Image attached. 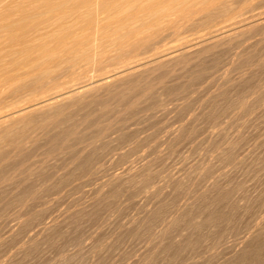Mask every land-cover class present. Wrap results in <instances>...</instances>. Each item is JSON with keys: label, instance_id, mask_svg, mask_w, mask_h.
<instances>
[{"label": "rangeland", "instance_id": "rangeland-1", "mask_svg": "<svg viewBox=\"0 0 264 264\" xmlns=\"http://www.w3.org/2000/svg\"><path fill=\"white\" fill-rule=\"evenodd\" d=\"M110 1L91 46L0 47V115L141 66L0 125V264H264V0ZM145 3L171 9L127 18ZM36 64L54 80L23 87Z\"/></svg>", "mask_w": 264, "mask_h": 264}, {"label": "bare ground", "instance_id": "bare-ground-1", "mask_svg": "<svg viewBox=\"0 0 264 264\" xmlns=\"http://www.w3.org/2000/svg\"><path fill=\"white\" fill-rule=\"evenodd\" d=\"M107 1V0H106ZM110 1V0H109ZM123 1V0H122ZM127 1V0H126ZM125 1V2H126ZM130 1V0H128ZM138 1V0H136ZM140 1V0H139ZM147 1V0H146ZM168 0H156L157 3H163V2H166ZM213 1H219V0H189V1H186V0H174L173 3H175V5L179 8L180 12L182 14H186V16L188 14H194L196 13L197 11H203L205 10L206 8H209L211 6V3ZM221 1V0H220ZM111 2V1H110ZM109 2V3H110ZM119 2V1H118ZM133 2V1H132ZM130 2V3H132ZM143 2V1H141ZM145 2V0H144ZM148 2V1H147ZM172 2V1H170ZM195 2H197L198 4H201L200 8L197 10L195 9ZM222 2V1H221ZM98 3H102V2H98ZM97 0H0V47H8V49L11 47H14L16 49V47L18 48V46H22L23 48H25V56L23 57L26 61L28 60V62L30 61L31 63V60H35V59H42V61L44 60L43 58H41L44 54L40 53L39 51V54H34L33 52L34 51H37V50H41L42 51V48H46V47H52V48H80V47H87V45H92L94 39L96 38V31H97V23L99 21L98 19V8L96 7L97 6ZM106 3V2H105ZM108 3V2H107ZM106 3V4H107ZM108 3V4H109ZM121 3V1H120ZM119 3V4H120ZM167 3V2H166ZM171 3V4H173ZM217 3V2H216ZM234 3V2H233ZM129 4V3H128ZM135 4V2L133 3ZM218 4V3H217ZM227 4V3H226ZM232 4V2H231ZM230 4V5H231ZM117 5V4H116ZM115 5V6H116ZM122 5V4H121ZM126 5V4H124ZM137 5V4H136ZM168 5V4H167ZM222 5H224V3H222ZM229 6V3L227 4ZM115 6L111 5V6H104V10H109L110 12H115ZM119 6V5H118ZM123 6V5H122ZM132 6V5H131ZM130 6V7H131ZM135 6V5H133ZM164 6V5H163ZM197 6V5H196ZM220 6L221 8V5H218ZM232 6V5H231ZM99 7H101V5L99 4ZM129 7V6H128ZM160 7H161V4H160ZM157 8L154 6L153 3H145L144 4H141V5H138L136 7H134L133 11L128 14L129 16H127V18H132V17H135L140 11H144V12H147L148 14H153L154 16H156L155 18V22H160L162 20H160L161 18L164 20L167 16V14L165 13V11L167 9H169L168 7H170L168 5V7L164 9H161V8ZM174 7V6H173ZM176 7V8H177ZM216 7V6H214ZM233 7H234V4H233ZM102 8V7H101ZM132 8V7H131ZM224 8H230V7H223ZM120 9V7H119ZM122 9V7H121ZM128 10V8H126ZM124 9V10H126ZM171 9V8H170ZM169 9V10H170ZM173 9V8H172ZM231 9V8H230ZM229 9V10H230ZM123 10V11H124ZM126 10V12H127ZM130 10V9H129ZM128 10V12H129ZM228 10V9H227ZM100 11V9H99ZM106 12V13H109ZM121 13H123L122 10H120ZM172 11V10H171ZM212 11V10H210ZM141 12V13H142ZM173 12V11H172ZM179 12V11H178ZM215 12V10H214ZM223 12V11H222ZM118 13V12H117ZM116 13V14H117ZM125 13V12H124ZM174 13V12H173ZM176 13V12H175ZM174 13V14H175ZM205 13V12H203ZM207 13H209V11H207ZM219 13L221 12H218L216 14V16L214 15V17L216 18ZM227 13V12H226ZM103 14V13H102ZM114 14V13H112ZM115 14V15H116ZM140 14V13H139ZM138 14V15H139ZM171 14V13H170ZM201 14V13H200ZM206 14V13H205ZM203 14V15H205ZM224 13H221V15H223ZM100 15V14H99ZM105 15V14H104ZM141 15V14H140ZM147 15V14H146ZM145 15V16H146ZM152 15V16H153ZM166 15V16H165ZM220 15V16H221ZM101 16V15H100ZM118 16V15H116ZM170 15H168L169 17ZM173 16V14H172ZM211 17L213 16V14L210 15ZM209 16V17H210ZM109 17V16H108ZM108 17L106 18L108 20ZM137 17V16H136ZM164 17V18H163ZM167 17V18H168ZM202 17V16H201ZM207 18H209L208 16H206ZM126 15H124L123 17H121L119 19V22H120V32H118L120 34L119 37H117V39L119 40V43L120 44H127V42H136V41H140L142 39H137L135 38L134 40H132L134 37L132 36H129L126 38V29L123 27V25L125 26V23H126ZM139 19V17H137ZM142 18V17H140ZM154 18V17H153ZM103 19V17H102ZM135 20H137L136 18H134ZM149 19V18H148ZM178 19V18H177ZM105 21V19H103ZM103 20H100L103 21ZM110 20V19H109ZM134 20V21H135ZM142 20V19H141ZM144 20V18H143ZM152 20V19H150ZM160 20V21H159ZM247 20V19H246ZM133 21V18L132 20ZM138 21L137 20V24H138ZM147 22V19L145 20ZM205 21V20H204ZM213 21V20H212ZM241 21V20H239ZM249 21V19H248ZM99 22V23H100ZM153 22V21H152ZM170 24H171V20L169 21ZM168 22V23H169ZM174 22V21H173ZM250 22V21H249ZM257 22V21H256ZM98 23V24H99ZM106 23V22H105ZM118 23V22H117ZM115 23V24H117ZM128 23V21H127ZM129 23L131 24L130 20H129ZM135 23V22H132V24ZM140 23V21H139ZM144 23V21L142 22ZM157 23V24H158ZM167 23V24H168ZM175 23V22H174ZM194 23V22H193ZM245 23V22H244ZM102 24V22H101ZM123 24V25H122ZM135 24V26L137 25ZM152 24H155L156 26V23H152ZM161 24V23H160ZM165 24V23H164ZM169 24V25H170ZM197 24V23H196ZM259 24V23H258ZM110 25V24H108ZM128 26V24H126ZM134 25V24H133ZM141 25V24H140ZM236 25V23H235ZM252 25V23H251ZM107 27V25H105ZM119 26V25H118ZM142 26V25H141ZM149 26V25H148ZM154 29V26L151 25ZM130 27V26H129ZM128 27V28H129ZM131 27H133L131 25ZM151 27V29H152ZM228 26H226L227 28ZM234 27V26H233ZM251 27V26H250ZM104 28V27H103ZM148 28V27H147ZM145 28V31L146 29ZM150 28V27H149ZM148 28V29H149ZM157 28H158V25H157ZM108 29V28H107ZM105 29V30H107ZM125 29V33H122L121 31ZM139 29V28H138ZM147 29V30H148ZM156 29V28H155ZM222 29V28H221ZM231 29V27H230ZM233 29V28H232ZM238 29V27H237ZM111 30V29H110ZM115 30H118V29H115ZM112 31V30H111ZM136 30H128V33L129 32H135ZM229 31V30H228ZM237 31V30H236ZM236 31H235V34H236ZM101 32V30L99 31ZM107 32H109L107 30ZM116 32V31H115ZM142 32V30H141ZM140 32V34H141ZM148 32V31H147ZM213 32V31H212ZM224 32V31H223ZM221 32V35H223ZM226 32V31H225ZM231 32V30L229 31ZM105 32H103L104 34ZM112 33V32H110ZM117 33V32H116ZM127 33V34H128ZM149 33V32H148ZM218 33V32H217ZM108 33H106L107 35ZM113 34H114V31H113ZM118 34V35H119ZM139 34V33H138ZM216 34V33H215ZM225 34V33H224ZM228 34V33H227ZM233 34V36L235 35ZM98 35V33H97ZM109 35V34H108ZM116 35V34H115ZM131 35V34H130ZM217 35V34H216ZM215 35V36H216ZM219 35V37L221 36ZM232 35V34H231ZM117 36V35H116ZM139 36V35H138ZM210 36V35H208ZM207 36V37H208ZM227 36V35H226ZM244 36V35H243ZM114 37V36H113ZM231 37V36H230ZM101 39L100 40H103L102 37H100ZM216 38V37H215ZM218 38V37H217ZM216 38V39H217ZM106 39V38H105ZM105 39H104V43H105ZM111 39H113L111 37ZM110 39V40H111ZM228 39V38H227ZM96 40V39H95ZM109 40V41H110ZM117 40V41H118ZM145 41H147L148 39L144 38ZM223 40V39H222ZM112 41V40H111ZM116 41V38L115 40ZM210 41V40H209ZM214 41V40H213ZM205 42V41H203ZM208 42V41H207ZM99 43V42H97ZM108 43V41H107ZM113 43V42H112ZM139 43V42H138ZM137 43V44H138ZM103 44V43H102ZM108 44H111L110 42ZM114 44V43H113ZM112 44V45H113ZM120 44H119V47H120ZM206 44V43H205ZM90 45V46H91ZM97 45V44H95ZM130 45V44H129ZM122 46V45H121ZM184 46V45H183ZM194 46V45H193ZM196 46V45H195ZM200 46V45H199ZM95 47V46H94ZM109 47V46H108ZM178 47V46H177ZM10 48V49H11ZM89 48V47H88ZM102 48V47H101ZM127 48H128V44H127ZM184 48V47H183ZM186 48V47H185ZM90 49H92L90 47ZM178 49V48H177ZM14 50V49H13ZM19 50V49H18ZM54 50V49H53ZM60 50V49H59ZM82 50V49H81ZM126 50V49H125ZM170 50V49H169ZM176 50V49H175ZM182 50V49H180ZM184 50V49H183ZM187 50V49H186ZM202 50V49H201ZM200 50V51H201ZM48 51V50H47ZM58 51V50H57ZM75 51V50H73ZM84 51V50H83ZM124 51V50H123ZM174 51V50H173ZM6 52V51H5ZM13 53V51H11ZM54 52V51H53ZM72 52V51H71ZM70 52V53H71ZM97 52V51H96ZM164 52V51H163ZM178 52V51H177ZM16 53V52H14ZM13 53V54H14ZM37 53V52H36ZM56 53V52H54ZM75 53V52H74ZM92 53V52H91ZM125 53V52H124ZM161 53V52H160ZM172 54V52H170ZM168 53V55L170 54ZM181 53V52H180ZM22 54V53H21ZM52 54V53H51ZM50 54V55H51ZM83 54V53H80V55ZM90 54V53H88ZM118 54V53H117ZM163 54V53H162ZM167 54V53H166ZM177 54V53H176ZM46 55V53H45ZM49 55V56H50ZM68 55V53H67ZM71 55V54H70ZM87 55V54H86ZM123 55V54H122ZM173 55V54H172ZM13 56V55H12ZM19 56V54H18ZM47 56V57H49ZM79 56V55H78ZM77 56V58H78ZM94 56V55H93ZM92 56V57H93ZM117 56V55H116ZM150 56H153V55H150ZM158 56V55H156ZM155 56V57H156ZM160 56V55H159ZM166 56V55H165ZM170 56V55H169ZM203 56V55H202ZM22 57V56H21ZM84 57V56H83ZM114 57V56H113ZM112 57V58H113ZM120 57V56H119ZM124 57V55H123ZM173 57V56H172ZM198 57V56H197ZM7 58V57H6ZM21 58V59H23ZM45 60H46V57H44ZM52 58H54L52 56ZM61 58V57H60ZM71 58V57H70ZM122 58V57H121ZM152 58V57H151ZM166 58V57H165ZM1 59V57H0ZM20 59V58H18ZM74 59V58H73ZM89 59V58H88ZM88 59H86L88 61ZM198 59V58H197ZM44 60V61H45ZM69 60V59H68ZM66 59V61H68ZM79 59H77L78 61ZM82 60V59H81ZM80 60V61H81ZM112 60V59H111ZM124 60V59H123ZM130 60V59H129ZM128 60V61H129ZM132 60V59H131ZM161 60V59H159ZM14 61V60H13ZM40 61V62H42ZM157 61V60H156ZM18 62V60L16 61ZM15 62V63H16ZM49 62V61H48ZM52 62V61H51ZM65 62V61H64ZM76 62V61H74ZM82 62V61H81ZM81 62L79 64H81ZM84 62V61H83ZM131 62V61H130ZM134 62V61H133ZM67 63V62H66ZM69 63V62H68ZM85 63V62H84ZM88 63V62H87ZM119 63V62H118ZM153 63V62H152ZM8 64V63H7ZM42 64V63H41ZM73 63H71V66H72ZM121 64V63H120ZM140 63H134L130 66H127V65H124L122 66L121 68H117V70L113 71L111 74L109 75H105L103 77H101L100 79H98L97 81H89L87 83H84V84H81L77 87H72V86H67L65 87L64 89L62 90H56L54 91L55 93H50L49 95H47L46 98H43L41 100H39L38 102H35V103H32L30 105H26L25 107H19V108H16L15 110L13 111H10V112H7V113H4V114H1L0 115V125H2V123H6L7 121L9 120H13L15 118V116H23L25 114L26 111H28V108L30 107H35L36 105H39V109L40 108H44V107H52L58 103L62 104V101H64L65 99H68L70 97H73V95H77V94H80L82 92H87L88 90L92 89L93 87L96 88V86H100V85H104V84H108L116 79H119L123 76H125L127 73L130 72V69H132L133 67L135 68L137 65H139ZM144 64V63H143ZM15 65V64H14ZM40 65V64H39ZM39 65H35L33 68H31L30 71H27L25 74L28 75V82L24 85L23 87H34V86H37L39 85L41 88L44 89V85H45V81L46 82H49V80H54L52 78H50L51 76L49 75V71L52 70V69H49L47 66L45 67L44 66H39ZM60 65L62 66V64L60 63ZM82 65H84L82 63ZM81 65V66H82ZM8 66V65H7ZM22 66V65H21ZM59 65H57V67H61ZM69 66V65H68ZM80 66V67H81ZM145 66V65H144ZM148 66V65H147ZM2 67V66H1ZM0 67V68H1ZM32 67V66H31ZM70 67V66H69ZM68 67V68H69ZM73 67H76L75 65ZM78 67V66H77ZM95 67V66H94ZM141 67V66H140ZM138 66L137 69L140 68ZM26 68V67H24ZM48 68V70H47ZM67 68V67H66ZM64 69L65 71H67V69ZM55 69V68H54ZM53 69V70H54ZM58 69V68H57ZM63 69V68H62ZM74 69V68H72ZM76 69V68H75ZM116 69V68H115ZM22 70V69H20ZM71 70V69H70ZM133 70V69H132ZM10 71V70H9ZM33 71H36L37 73H33ZM2 72V71H0ZM15 72V71H14ZM17 72V71H16ZM15 72V73H16ZM133 72V71H131ZM13 73V72H12ZM20 73V72H19ZM55 73V72H54ZM63 73V72H62ZM58 74V73H57ZM54 75L55 77L58 75ZM61 74V73H60ZM77 74V73H76ZM71 75V74H70ZM98 75V74H97ZM103 75V74H102ZM68 76V75H67ZM53 77V78H55ZM22 78V77H21ZM99 78V77H98ZM25 79V78H24ZM0 80H10V75L9 74H4L3 77H0ZM17 80V79H16ZM89 80V79H88ZM86 81V80H85ZM17 82V81H16ZM52 82V81H50ZM80 82V81H79ZM55 83V82H54ZM57 83V82H56ZM60 83V82H59ZM78 83V82H77ZM118 83V82H117ZM11 84V83H10ZM44 84V85H43ZM80 84V83H79ZM114 84V83H113ZM116 84V83H115ZM120 84V83H119ZM20 85V84H18ZM17 85V86H18ZM58 85V84H57ZM71 85H75V84H71ZM55 86V85H54ZM12 87V86H11ZM19 87V86H18ZM39 87V89H40ZM53 87V86H52ZM51 87V88H52ZM115 87V86H114ZM19 88H22V87H19ZM98 88V87H97ZM31 89V88H30ZM38 89V88H37ZM46 89V88H45ZM49 89V88H48ZM19 90V89H18ZM51 90V89H50ZM96 90V89H95ZM14 91V90H12ZM17 91V89H16ZM3 92V90H2ZM15 92V91H14ZM28 92V91H27ZM13 93V92H12ZM30 93V91H29ZM1 94V93H0ZM42 94V93H41ZM44 94V92H43ZM84 94V93H82ZM15 95V94H14ZM23 96V95H22ZM17 98V97H16ZM15 98V99H16ZM21 98V97H20ZM26 98H27V95H26ZM28 99V98H27ZM30 99V98H29ZM24 100V98H23ZM26 100V99H25ZM7 101V100H6ZM10 101V100H9ZM18 102V101H16ZM22 102V101H21ZM29 102V101H28ZM5 103V102H4ZM17 105V104H16ZM67 105V104H66ZM6 107V106H5ZM8 107V106H7ZM55 107V106H54ZM63 107V106H62ZM36 108V107H35ZM58 108V106H57ZM27 109V110H26ZM34 109V108H33ZM37 109V108H36ZM31 111V110H30ZM63 111V110H62ZM14 114H16L14 116ZM58 114V113H57ZM29 118V117H28ZM38 118V117H37ZM58 119V118H57ZM33 120V119H32ZM60 120V119H59ZM117 120V119H116ZM22 128V127H21ZM8 131V130H7ZM5 131V132H7ZM10 133V132H9ZM12 133V132H11ZM74 133V132H73ZM4 134V133H3ZM7 134V133H6ZM4 134V135H6ZM4 137V136H3ZM2 137V138H3ZM15 138V137H14ZM1 139V137H0ZM19 140V139H18ZM3 141V140H2ZM17 157V156H16ZM1 167V166H0Z\"/></svg>", "mask_w": 264, "mask_h": 264}]
</instances>
